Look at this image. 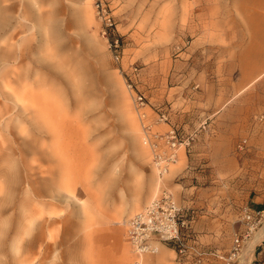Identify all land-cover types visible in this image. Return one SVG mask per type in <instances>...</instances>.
<instances>
[{
  "label": "rangeland",
  "instance_id": "rangeland-1",
  "mask_svg": "<svg viewBox=\"0 0 264 264\" xmlns=\"http://www.w3.org/2000/svg\"><path fill=\"white\" fill-rule=\"evenodd\" d=\"M104 2L106 29L93 0H0V264H194L173 244L137 255L127 243L128 219L163 190L194 216L198 264H264V235L246 248L264 226V3ZM13 28L20 49L3 59ZM134 92L150 119L169 113L159 128L192 138L162 177ZM51 126L56 139L38 130ZM53 142L65 178L36 171L53 198L30 197L25 168L45 169Z\"/></svg>",
  "mask_w": 264,
  "mask_h": 264
},
{
  "label": "built area",
  "instance_id": "built-area-1",
  "mask_svg": "<svg viewBox=\"0 0 264 264\" xmlns=\"http://www.w3.org/2000/svg\"><path fill=\"white\" fill-rule=\"evenodd\" d=\"M93 3L96 14L99 19L104 21L106 29L111 23L108 22L109 16L105 2L104 0H93ZM104 33L106 32L104 31ZM109 46L113 48L114 58L118 60L121 54L118 39H112ZM132 71L136 75L135 67L132 68ZM128 88L133 91L130 84H128ZM134 103L142 111L143 141L149 149L151 163L156 171L162 175L168 171L170 164L177 159L178 149L181 146L184 148L189 147L192 138L182 136L170 124L164 131L154 129L152 124L154 125L155 122L168 124L169 113L164 110L157 111L156 117L149 120L143 111L146 105L144 97L138 92H134ZM255 214L248 210L244 211L243 217L248 227L254 223ZM192 222L193 217L189 214V210L182 207L171 193L163 190L128 219L126 240L136 254H143L147 251L153 253L155 240L165 245L173 244L182 255L186 254L187 251L188 254H194V264H198L206 253L198 248L194 235L190 234L194 233ZM182 233H187L186 236L192 238L190 246L186 245ZM239 244L240 239L236 237L233 240L234 251L238 250Z\"/></svg>",
  "mask_w": 264,
  "mask_h": 264
},
{
  "label": "bare ground",
  "instance_id": "bare-ground-1",
  "mask_svg": "<svg viewBox=\"0 0 264 264\" xmlns=\"http://www.w3.org/2000/svg\"><path fill=\"white\" fill-rule=\"evenodd\" d=\"M260 2L263 4L264 3V0H260ZM14 4V3H13ZM11 5V4H10ZM93 6H94V3H93ZM1 7V6H0ZM13 8H14V6H13ZM7 9V8H6ZM10 9V8H9ZM94 9H95V7H94ZM3 11V10H2ZM16 11V10H15ZM96 11V10H95ZM3 12H5V11H3ZM15 13V12H14ZM5 14V13H4ZM9 14H11V13H9ZM97 15V14H96ZM4 16V15H3ZM98 17V16H97ZM99 19V18H98ZM3 20V19H2ZM10 39L12 40V42H11V47L13 48V51L11 52V53H6L5 55H7V54H9V55H7V56H5L4 55V57H3V59H8L9 57H15L16 55H17V50H19L20 49V47H19V45H18V38H17V33L15 32V28H13V33L11 34V37H10ZM15 59V58H14ZM8 65V64H7ZM7 68V67H6ZM13 71V70H12ZM4 75H6V74H4ZM2 77V76H1ZM51 88V87H50ZM48 91H50V90H48ZM48 95V94H47ZM133 103H134V96H133ZM44 108V107H43ZM134 110H135V113H136V116L138 117V120H139V124H140V128H141V132H142V135H143V137H144V134H143V129H142V123H141V121H142V119H143V116H142V111H141V109H138L137 107H136V105H135V103H134ZM143 111L145 112V110H144V108H143ZM146 113V112H145ZM146 116L148 117V119L150 120V117H149V114L148 113H146ZM43 119V118H42ZM44 121V120H43ZM157 122H155L154 123V125L152 124V126H153V128L154 129H158V130H160V131H164V130H166V129H161V128H159V126L160 125H166L165 123H162V122H159V123H157ZM48 124H50V123H48ZM51 127H53V126H51ZM44 128H47L46 130H40L39 128H38V130H39V132H41V133H44L46 136H49V135H51L53 138L55 137V139L56 138H58V134L59 133H57L56 131H55V129H54V127L53 128H49V127H44ZM54 142L52 143V144H50L49 146H47V158H46V160H47V166L46 167H44L45 169H42V165L43 164H41V163H38V164H29L28 165V167L27 168H25L26 169V171H27V174L25 175L26 176V182H27V186L29 187V192H30V197L32 196V197H35L36 199L37 198H42V197H45V196H48V197H50V198H53V196H52V191H50L49 190V188L48 187H41V188H38V187H35L34 186V184H35V181H34V175H35V172L36 171H39L40 173H45L46 175H47V173L49 174L50 173V168H56L58 171H59V178L61 179V183L63 182V179L65 178V172H64V170H66V167H64V163H63V156H64V153H63V147H61V146H59V148H56L54 145ZM147 146V145H146ZM50 147V148H49ZM51 149V152L50 153H48L49 151L48 150H50ZM55 149V150H54ZM147 149H148V147H147ZM179 150V149H178ZM148 151H149V149H148ZM149 155H150V153H149ZM151 158V157H150ZM177 159H178V152H177ZM177 159L172 163V164H170V166H169V168L177 161ZM150 165H151V167L153 168V170L155 171V173L158 175V176H160V177H162V176H164L168 171H169V169H168V171L167 172H165L164 174H162V175H160L157 171H156V169L153 167V165H152V163H151V159H150ZM49 178L51 179H53V177H52V175H51V173H50V176H49ZM47 179H48V176H47ZM59 179V180H60ZM57 188H60V182L59 181H57ZM43 188V189H42ZM33 201V200H32ZM151 201V200H150ZM149 201V202H150ZM148 202V203H149ZM41 203L42 204H45V205H51V203H50V201L48 202H42L41 201ZM147 204V203H146ZM145 204V205H146ZM144 205V206H145ZM143 208V207H142ZM36 211H34V213H35ZM263 235H264V226L262 227V229L259 231V233H255V235L253 236V238L249 241V243H248V246L246 247L247 248V251H249V252H251V250H252V248H253V246H254V244L261 238V236L263 237ZM36 239V238H35ZM127 243H128V245H129V247L131 248V250L133 251V249H132V247H131V245H130V243L127 241ZM157 243H160L159 241H154V251H152L153 253H151V251H147V252H144L143 254H155L156 252H157ZM240 245V244H239ZM134 253H135V251H133ZM136 254V253H135ZM143 254H137V255H143ZM245 261V260H244ZM244 261L241 263V264H244Z\"/></svg>",
  "mask_w": 264,
  "mask_h": 264
},
{
  "label": "crops",
  "instance_id": "crops-1",
  "mask_svg": "<svg viewBox=\"0 0 264 264\" xmlns=\"http://www.w3.org/2000/svg\"><path fill=\"white\" fill-rule=\"evenodd\" d=\"M161 129H162V128H161ZM180 150H181V149L178 150V157H179V155H180ZM183 158H184L183 155H181V157H180V163H183V160H184ZM180 163H179V164H180ZM179 164H178V166H179ZM175 168H176V167H175ZM259 202H260V201H259L258 199H256L255 201L249 203L250 208L254 210L255 208L259 207ZM181 206H182V205H181ZM192 217L194 218V216H192ZM194 223H195V221H193V224H192V225H195ZM194 230H195V229H194ZM157 244H162V243H157ZM162 245H165V244H162ZM158 251H159V246H158ZM149 260L152 261V260H154V259H152V258L149 257ZM155 261H156V262H158V261H159V262L163 261L162 253L158 254V256L155 257Z\"/></svg>",
  "mask_w": 264,
  "mask_h": 264
}]
</instances>
